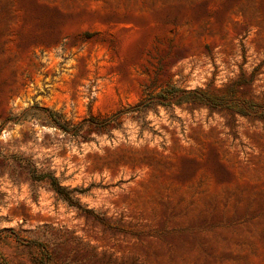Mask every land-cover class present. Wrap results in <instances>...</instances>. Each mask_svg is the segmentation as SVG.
Returning <instances> with one entry per match:
<instances>
[{
	"label": "rangeland",
	"instance_id": "374dc122",
	"mask_svg": "<svg viewBox=\"0 0 264 264\" xmlns=\"http://www.w3.org/2000/svg\"><path fill=\"white\" fill-rule=\"evenodd\" d=\"M0 264H264V0H0Z\"/></svg>",
	"mask_w": 264,
	"mask_h": 264
},
{
	"label": "trees",
	"instance_id": "16d2710c",
	"mask_svg": "<svg viewBox=\"0 0 264 264\" xmlns=\"http://www.w3.org/2000/svg\"><path fill=\"white\" fill-rule=\"evenodd\" d=\"M152 98H153L152 95H148L145 99L140 101L135 107L119 110L117 113L106 118L97 119L90 116L78 124H73L70 121H66L59 113L42 109L38 105H34L32 108L29 109L35 111L29 116V119L37 120L46 125L55 127L63 131L65 134L72 136L74 138L83 137L84 139H88V136L86 135V133L88 132L90 133L93 130L109 131L112 126L120 125L118 120L121 117L137 111L144 112L148 104H150L149 100ZM26 113L27 110L19 116H11L8 118V121L12 123L24 121L28 118Z\"/></svg>",
	"mask_w": 264,
	"mask_h": 264
}]
</instances>
